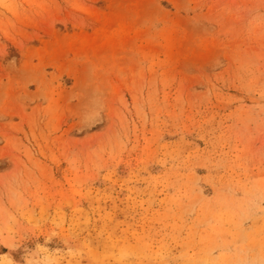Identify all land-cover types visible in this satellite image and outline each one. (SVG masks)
Returning <instances> with one entry per match:
<instances>
[{
	"label": "rangeland",
	"instance_id": "rangeland-1",
	"mask_svg": "<svg viewBox=\"0 0 264 264\" xmlns=\"http://www.w3.org/2000/svg\"><path fill=\"white\" fill-rule=\"evenodd\" d=\"M0 264H264V0H0Z\"/></svg>",
	"mask_w": 264,
	"mask_h": 264
}]
</instances>
